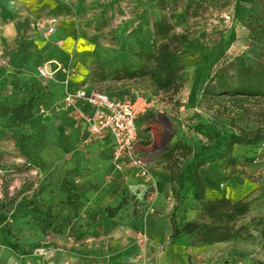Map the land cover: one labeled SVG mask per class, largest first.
<instances>
[{
	"label": "rangeland",
	"instance_id": "374dc122",
	"mask_svg": "<svg viewBox=\"0 0 264 264\" xmlns=\"http://www.w3.org/2000/svg\"><path fill=\"white\" fill-rule=\"evenodd\" d=\"M4 1L8 8H0V33L9 27L10 38L0 45V202L20 197V187L38 184L39 174L27 156L33 151L36 123L16 122L13 110L30 102L35 113L37 100L53 80L41 78L39 68L64 61L67 76H76L77 83H89L111 99H128L139 92L155 102L149 110L161 127L154 129L153 155L170 150V139L177 134L190 148L187 156L180 152L172 163L175 172L187 179L185 196L193 197L194 167L200 161H214L198 171L207 201L237 200L249 194L251 211L237 224L249 232L223 247H211L210 263L264 264V141L235 147V167L228 166L238 171L235 182L225 176L224 163L217 160L225 152L228 134L264 131V102H208L203 96L206 83L226 61L243 57L252 64L264 58V0ZM164 16L173 25L170 35L189 37L177 57L183 67L182 121L165 108L172 95L156 96L142 80L92 79L93 73L101 74L98 65L111 71L125 61L137 64V53L153 52L166 42L169 36L156 37L153 29ZM51 28L54 32L47 36ZM153 155L142 156L153 161ZM240 182L245 186L239 188ZM195 220L200 221L199 215Z\"/></svg>",
	"mask_w": 264,
	"mask_h": 264
},
{
	"label": "crops",
	"instance_id": "0c3cea01",
	"mask_svg": "<svg viewBox=\"0 0 264 264\" xmlns=\"http://www.w3.org/2000/svg\"><path fill=\"white\" fill-rule=\"evenodd\" d=\"M0 8H8L4 0ZM9 33V27L0 33V45L8 41ZM64 64L45 65L53 80L37 100L30 120L36 123V135L27 156L39 174L38 184L20 187V197L0 202V264H211V247L226 243L202 245L188 235L173 237L174 214L177 219L185 214L187 221H193L199 213L191 206L194 185L193 197L185 196V174H177L174 159L168 158L176 145H182V134L170 139V150L153 155L157 149L154 129L161 126L148 110L136 124L140 154L155 158L152 179L137 177L131 166L117 171L112 161L113 138L82 146L85 128L71 110L63 108L68 79ZM75 79L69 78L68 91L92 89ZM56 106L59 111L52 110ZM41 107L46 114L40 113ZM165 108L182 121V88ZM223 173L235 182V175L227 176L224 169ZM10 191L9 196L14 193ZM248 195L240 199L249 202ZM143 235L146 242L141 240ZM46 240L50 255L36 254Z\"/></svg>",
	"mask_w": 264,
	"mask_h": 264
},
{
	"label": "trees",
	"instance_id": "16d2710c",
	"mask_svg": "<svg viewBox=\"0 0 264 264\" xmlns=\"http://www.w3.org/2000/svg\"><path fill=\"white\" fill-rule=\"evenodd\" d=\"M185 15L183 14L184 19ZM153 29L156 37L169 36L168 40L160 44L153 52L137 53V64L125 61L111 71H106L104 67L98 65L101 74L93 73V81L101 79L142 80L149 84L156 96L177 95L183 83V67L178 63L177 57L181 55L182 49L188 44L189 37L187 35H170L173 25L167 16L156 22ZM203 96L208 102L231 101L234 104L250 100L264 102V58L252 64H248L243 57L226 61L215 70L206 83ZM33 115V105L30 102L13 110L14 119L18 123L30 122ZM263 141V130L247 132L241 129L239 134H228L225 138V152L217 159L224 163L223 169L226 175L238 174L236 168L231 171L228 168L229 165L235 167L237 160L233 153L236 146H256ZM180 152L187 156L190 153V148L178 144L168 153V158L175 160L176 155ZM208 162L214 161L198 162L193 173L195 193L191 206L193 210L199 211L200 221H187L185 214L177 219L174 214L172 216L174 238L188 235L193 239H198L202 245H212L227 243L243 237L244 232H249L246 226L237 227L238 222L251 211V203L246 199L222 198L206 201L205 184L198 171Z\"/></svg>",
	"mask_w": 264,
	"mask_h": 264
},
{
	"label": "built area",
	"instance_id": "2783aa9c",
	"mask_svg": "<svg viewBox=\"0 0 264 264\" xmlns=\"http://www.w3.org/2000/svg\"><path fill=\"white\" fill-rule=\"evenodd\" d=\"M226 20L229 21L230 17L227 16ZM53 32L54 28H51L47 36ZM38 73L43 79H53V74L48 72L45 66L40 67ZM67 77L63 108L71 110L79 125L85 128L86 136L82 140V146L112 137V161L115 169L122 171L125 166H131L135 169L137 177L150 181L155 161L143 157L139 152V131L136 122L139 116L154 107L155 102L139 92L132 98L123 100H113L95 89L79 88L70 92L67 90L70 75ZM88 108L91 109V114L86 111ZM52 110L59 111L60 108L56 106ZM39 111L41 114L47 113L43 107L39 108ZM141 240L146 242L148 238L143 235ZM44 244H48V241ZM44 246L38 248L36 254L49 255L51 251L46 250Z\"/></svg>",
	"mask_w": 264,
	"mask_h": 264
}]
</instances>
